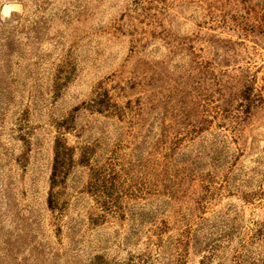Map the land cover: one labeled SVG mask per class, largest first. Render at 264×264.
<instances>
[{"label": "rangeland", "instance_id": "1", "mask_svg": "<svg viewBox=\"0 0 264 264\" xmlns=\"http://www.w3.org/2000/svg\"><path fill=\"white\" fill-rule=\"evenodd\" d=\"M0 264H264V0H0Z\"/></svg>", "mask_w": 264, "mask_h": 264}, {"label": "trees", "instance_id": "2", "mask_svg": "<svg viewBox=\"0 0 264 264\" xmlns=\"http://www.w3.org/2000/svg\"><path fill=\"white\" fill-rule=\"evenodd\" d=\"M64 136L57 137L54 142V158L51 172V189L54 188L58 180L62 179V170L71 162L73 149L69 147L65 141Z\"/></svg>", "mask_w": 264, "mask_h": 264}]
</instances>
